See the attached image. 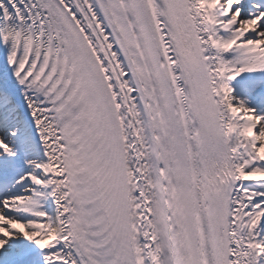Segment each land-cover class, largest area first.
Returning a JSON list of instances; mask_svg holds the SVG:
<instances>
[{
  "label": "snow or ice",
  "instance_id": "obj_1",
  "mask_svg": "<svg viewBox=\"0 0 264 264\" xmlns=\"http://www.w3.org/2000/svg\"><path fill=\"white\" fill-rule=\"evenodd\" d=\"M0 264H264V0H0Z\"/></svg>",
  "mask_w": 264,
  "mask_h": 264
}]
</instances>
